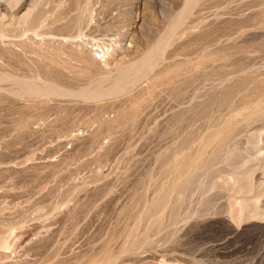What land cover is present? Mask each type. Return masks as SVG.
I'll use <instances>...</instances> for the list:
<instances>
[{"label": "rangeland", "instance_id": "rangeland-1", "mask_svg": "<svg viewBox=\"0 0 264 264\" xmlns=\"http://www.w3.org/2000/svg\"><path fill=\"white\" fill-rule=\"evenodd\" d=\"M0 264H264V0H0Z\"/></svg>", "mask_w": 264, "mask_h": 264}, {"label": "bare ground", "instance_id": "bare-ground-1", "mask_svg": "<svg viewBox=\"0 0 264 264\" xmlns=\"http://www.w3.org/2000/svg\"><path fill=\"white\" fill-rule=\"evenodd\" d=\"M136 21V20H135ZM209 141H210V139H209ZM217 141V140H216ZM216 143V142H215ZM215 145V144H214ZM211 146H213V145H211ZM221 146V145H220ZM217 147V146H216ZM219 148V147H218ZM211 149V148H210ZM209 150V149H208ZM211 151V150H210ZM214 151V150H213ZM218 151V150H217ZM199 154V153H198ZM190 159V158H189ZM199 160V159H198ZM193 162V161H192ZM206 166V165H205ZM181 182H184L183 180H181ZM177 183H178V181H177ZM179 183H180V181H179ZM185 184V183H184ZM179 186H182V185H178V187ZM181 189V188H180ZM182 190V189H181ZM177 194H178V190H177ZM181 195V194H180ZM179 198H180V196H179Z\"/></svg>", "mask_w": 264, "mask_h": 264}]
</instances>
